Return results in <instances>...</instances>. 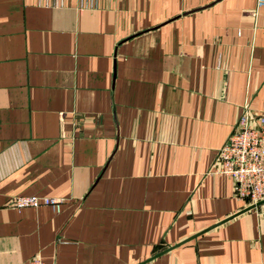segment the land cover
I'll return each mask as SVG.
<instances>
[{
    "label": "crops",
    "instance_id": "1",
    "mask_svg": "<svg viewBox=\"0 0 264 264\" xmlns=\"http://www.w3.org/2000/svg\"><path fill=\"white\" fill-rule=\"evenodd\" d=\"M79 2L0 0V264H264V208L210 173L264 113V8Z\"/></svg>",
    "mask_w": 264,
    "mask_h": 264
},
{
    "label": "built area",
    "instance_id": "2",
    "mask_svg": "<svg viewBox=\"0 0 264 264\" xmlns=\"http://www.w3.org/2000/svg\"><path fill=\"white\" fill-rule=\"evenodd\" d=\"M93 0H80L79 6L92 8ZM46 7L58 8L63 0H43ZM264 8V0H256L252 15ZM210 173L225 176L233 183L234 196L247 206L264 202V113L251 110L246 104L240 117L215 155ZM63 200L49 197L18 196L10 207L15 210L46 207L54 214L61 211ZM264 208V203L257 208ZM264 213V211L262 212ZM28 264H47L39 256L30 258Z\"/></svg>",
    "mask_w": 264,
    "mask_h": 264
},
{
    "label": "water",
    "instance_id": "3",
    "mask_svg": "<svg viewBox=\"0 0 264 264\" xmlns=\"http://www.w3.org/2000/svg\"><path fill=\"white\" fill-rule=\"evenodd\" d=\"M264 202H262V203H259V204H257L256 206H250V207H248L247 209H246V211H249V210H252V209H254V208H256V207H259L260 205H262Z\"/></svg>",
    "mask_w": 264,
    "mask_h": 264
}]
</instances>
